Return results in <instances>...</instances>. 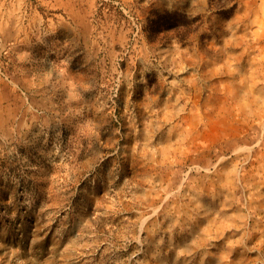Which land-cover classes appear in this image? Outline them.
<instances>
[{
    "label": "rangeland",
    "instance_id": "374dc122",
    "mask_svg": "<svg viewBox=\"0 0 264 264\" xmlns=\"http://www.w3.org/2000/svg\"><path fill=\"white\" fill-rule=\"evenodd\" d=\"M226 1L0 0V264H264V0Z\"/></svg>",
    "mask_w": 264,
    "mask_h": 264
},
{
    "label": "trees",
    "instance_id": "16d2710c",
    "mask_svg": "<svg viewBox=\"0 0 264 264\" xmlns=\"http://www.w3.org/2000/svg\"><path fill=\"white\" fill-rule=\"evenodd\" d=\"M218 1V12L226 14L228 11L224 9L227 4L226 0ZM232 1V0H231ZM235 4L231 7L234 8ZM230 9V10H231ZM199 19V16H195L189 19L185 14L173 12L160 13L157 10L152 12L147 17V25L145 31L147 33V39L153 41L159 33H171L174 38L178 40H184L186 37L198 28V25L194 26V23Z\"/></svg>",
    "mask_w": 264,
    "mask_h": 264
},
{
    "label": "crops",
    "instance_id": "0c3cea01",
    "mask_svg": "<svg viewBox=\"0 0 264 264\" xmlns=\"http://www.w3.org/2000/svg\"><path fill=\"white\" fill-rule=\"evenodd\" d=\"M75 23L78 24V28H76V30H70V33L71 35L79 36L84 41L82 44H80V50L81 52L84 51L82 57L84 59V63H86L87 55H89L88 53L91 51V43L88 42V40L90 39L92 28L88 18L86 17V14L76 19ZM24 31L25 30H17V32L20 34H23ZM59 34L61 35L62 31H59Z\"/></svg>",
    "mask_w": 264,
    "mask_h": 264
}]
</instances>
